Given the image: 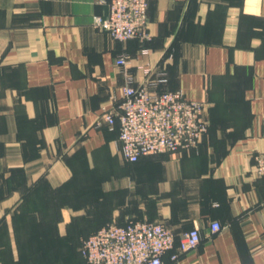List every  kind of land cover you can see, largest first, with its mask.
I'll use <instances>...</instances> for the list:
<instances>
[{
    "label": "crops",
    "instance_id": "0c3cea01",
    "mask_svg": "<svg viewBox=\"0 0 264 264\" xmlns=\"http://www.w3.org/2000/svg\"><path fill=\"white\" fill-rule=\"evenodd\" d=\"M108 12L0 0V264H89L82 241L130 221L175 234L164 264H264V0H149L144 42L95 27ZM127 84L206 103L199 147L125 162L100 118ZM194 227L200 244L173 260Z\"/></svg>",
    "mask_w": 264,
    "mask_h": 264
},
{
    "label": "built area",
    "instance_id": "2783aa9c",
    "mask_svg": "<svg viewBox=\"0 0 264 264\" xmlns=\"http://www.w3.org/2000/svg\"><path fill=\"white\" fill-rule=\"evenodd\" d=\"M108 4L105 17L97 16L94 26L113 39L127 42L148 41L149 0H99ZM148 50L144 49L143 54ZM126 66L125 57L117 61ZM146 74L149 70H145ZM117 107L104 109L100 118L110 127H120V154L135 163L142 157L181 153L197 149L209 131L207 105L188 100L181 91L157 93L147 85H125ZM97 122V126L101 125ZM255 172L264 176V153L256 157ZM223 229L218 221L210 224V235ZM201 242L199 228L184 233L177 246L176 260ZM176 236L164 224L130 221L125 225L110 224L83 240L81 253L89 264H164L163 256L175 249Z\"/></svg>",
    "mask_w": 264,
    "mask_h": 264
},
{
    "label": "trees",
    "instance_id": "16d2710c",
    "mask_svg": "<svg viewBox=\"0 0 264 264\" xmlns=\"http://www.w3.org/2000/svg\"><path fill=\"white\" fill-rule=\"evenodd\" d=\"M116 125H118V124H116ZM116 125H115V126H116ZM109 127H110V126H109ZM113 127H114V126H113ZM119 133H120V127H119ZM121 157H122V156H121ZM145 157H146V156H145ZM142 158H143V157H142ZM142 158H141V159H142ZM122 159H123L125 162H127V163H129V164H132V165L138 163V162L141 160V159H140L139 161H137V162H135V163H131V162L126 161L123 157H122ZM147 222H148V221H147ZM82 242H83V241H82ZM81 246H82V243H81ZM81 246H80V251H81ZM81 255H82V253H81ZM82 257H83V256H82ZM83 259H84V258H83ZM84 260H85V259H84ZM85 261H86V260H85ZM86 262H87V261H86Z\"/></svg>",
    "mask_w": 264,
    "mask_h": 264
}]
</instances>
